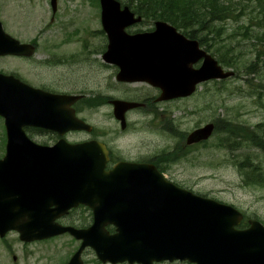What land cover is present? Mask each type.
Here are the masks:
<instances>
[{
	"label": "water",
	"instance_id": "obj_1",
	"mask_svg": "<svg viewBox=\"0 0 264 264\" xmlns=\"http://www.w3.org/2000/svg\"><path fill=\"white\" fill-rule=\"evenodd\" d=\"M56 10L57 0H50ZM100 22L107 35L103 60L118 67L116 79L146 82L160 92L156 101L191 95L198 84L234 74L175 26L156 20L152 30L128 33L141 21L118 0H99ZM29 43L6 33L0 22V54L28 55ZM200 61L199 66L194 64ZM74 95H55L0 73V116L6 142L0 158V236L10 230L32 241L63 232L81 240L63 264H82L90 247L101 262L153 264L188 261L193 264H264V225L247 219L229 203L196 194L166 179L150 162L118 161L105 169L108 151L95 139L54 144L31 140L24 126H41L63 135L68 130L91 131L75 116ZM64 102L60 112L54 107ZM112 113L124 128L125 112L143 103L111 100ZM212 122L186 136L192 144L209 138ZM79 203L92 210L85 228L59 224L56 219ZM107 225L115 227L110 233Z\"/></svg>",
	"mask_w": 264,
	"mask_h": 264
},
{
	"label": "rangeland",
	"instance_id": "obj_2",
	"mask_svg": "<svg viewBox=\"0 0 264 264\" xmlns=\"http://www.w3.org/2000/svg\"><path fill=\"white\" fill-rule=\"evenodd\" d=\"M119 1L124 4L127 0ZM238 1L244 5L238 11L237 19L217 20L215 26L220 29V34L209 35L216 47V53L210 51V54L217 60L222 57L225 61L236 59L240 62L239 69L219 62L225 69L234 71L223 83H214L218 80L204 82L188 97L158 102L153 100L158 94L153 87L142 82L116 85L109 69L90 59H75L65 63V89L70 92L78 89L103 91L99 89L103 87L110 88L112 95L129 100L147 98L144 108L128 111L127 127L123 132H119V123L113 117L110 103L82 112L86 121L95 126L100 140L116 155L130 160L154 163L163 153L182 144V133L186 135L196 127L212 122L214 128L206 142L191 147L182 158L161 162L160 171L167 179L195 193L234 205L243 212L245 223L249 218L264 223V186L246 184L235 165L237 159L246 155L255 162L264 163V143L259 148L258 141L254 144L250 135L251 130L263 133L264 128V0L259 4L253 0ZM50 13L49 0H0V20L4 29L21 41H29L35 29L48 21ZM99 14L96 0H57L56 16L64 23V29H59L62 34L53 29L46 31L44 40L65 43V50L71 53L81 44H102V36L98 33L101 29ZM241 25L257 30L259 36H248L249 29H243ZM151 27L153 23L141 22L129 30ZM64 34L65 40H60ZM92 48L98 54L99 48ZM3 60L1 69L18 70L23 76L32 77L34 66L29 60ZM50 72L54 76L61 71ZM229 132L232 134L227 141ZM3 135L0 120V156L4 151ZM89 136L85 132H74L68 134L67 139L81 140ZM239 141H242L240 145L237 144ZM229 143L234 149L218 147ZM85 215L86 222L90 223L88 212ZM78 244L66 235L47 241L23 242L17 232H7L0 237V264H61ZM82 259L83 264H97L90 248L82 252Z\"/></svg>",
	"mask_w": 264,
	"mask_h": 264
},
{
	"label": "flooded vegetation",
	"instance_id": "obj_3",
	"mask_svg": "<svg viewBox=\"0 0 264 264\" xmlns=\"http://www.w3.org/2000/svg\"><path fill=\"white\" fill-rule=\"evenodd\" d=\"M50 29H53L57 32L59 31L60 34L62 33L59 29H64V23H61V21L58 19V17L56 16V12L55 13L51 12L48 21H44L41 27H38L35 29V34L28 41L29 43H31L32 49H33L30 54L28 55L26 54L25 55L0 54V62L4 61L3 59L5 60L13 59L19 62H24V61L29 60L32 64V67L34 66V70L32 71L31 78H27L23 76L18 70H4L0 68V73L13 74L21 82L27 83L34 88L41 89L51 94H55V95L81 94L82 97L76 100L75 102H73L71 107L75 110L76 116L85 121L86 119L82 115V112L85 110H91L93 107L97 108L96 106L98 105L95 104V101L102 100L105 103H109L110 100L115 99V98L125 99L123 96L121 97V96L112 95V91L110 88L100 87L99 89L102 88L103 91H92L91 89L89 91H86L85 89L84 91V90L78 89L75 92H70L66 90L65 87H67V83H65V63L67 61H71L75 59L76 61L90 59L93 62H97L100 67H103L105 69H109L110 71H112L114 74L113 76H115L117 72V67L113 64L104 63L101 59V55L105 51L106 46H107V44L105 43V37L102 36V39H103L102 44H99V45L81 44L80 46L78 45V47H80L78 50H75L74 53H71V51L65 50V43L52 42L50 39L44 40L45 32ZM9 34L15 37L13 34L11 33ZM59 39L64 41L65 34L62 35ZM92 47L99 48L98 54H96L97 52L95 50H92L93 49ZM62 69L64 70L62 71ZM50 71H61V72H57V74L53 76ZM115 84L116 85H119V84L126 85L130 83H124V82H119L115 80ZM146 102H148L147 98L145 99L144 105L142 107L146 106ZM54 107L57 108V111L59 112L65 109L64 102H61V101H57L54 104ZM127 113H126V120H127ZM0 120L2 121V129H4L3 119L1 117H0ZM24 129L33 141L40 143V144H46V145H52L61 137L70 142H78V141H85V140H91V139H97L99 141H102L100 140L96 132L97 131L96 129L90 132L78 131V130L67 131L63 135L59 134L54 129L41 127V126H25ZM125 130L126 128L120 129L119 132H123ZM74 132H78V133L85 132L89 134L90 136L85 139H81V140H68L67 135L70 133H74ZM107 150H108L109 160H108L106 168L111 167L115 162L119 160H130V159H126V158L116 155L114 151L110 149L108 146H107ZM131 161L148 162V161H144L143 159L142 160H131ZM86 212H90L91 214L90 208L79 203L78 205L70 208L67 211V213L59 217L57 221L64 226L66 225V226H73L75 228H85L87 225H89V223L87 224L86 222V215H85ZM89 217L91 221L92 216L90 215ZM240 223H241L240 226H238V228L240 229L245 228L247 226L246 225L247 223L243 225L244 221ZM106 228L108 229L110 233L115 231V227L111 225L106 226ZM65 235L70 237L74 241H77L78 243H80V240H77L69 232H63L60 235L40 238L34 241H47V240L53 239L58 236L65 237ZM96 262L97 264H131V263H128L127 261L111 263V262H101L99 260H96ZM162 263H166V262L165 261L154 262L153 264H162ZM133 264H138V263H133Z\"/></svg>",
	"mask_w": 264,
	"mask_h": 264
},
{
	"label": "trees",
	"instance_id": "obj_4",
	"mask_svg": "<svg viewBox=\"0 0 264 264\" xmlns=\"http://www.w3.org/2000/svg\"><path fill=\"white\" fill-rule=\"evenodd\" d=\"M253 1L258 4L261 2V0ZM124 5L129 6L135 14L141 15V22L153 23L158 19L167 21L185 36L196 39L199 45L204 47L207 51L216 53V47H214L215 43L213 44V42H211L209 36L210 34L213 36L220 34V29L215 26V23L217 20L225 21L226 18H233L236 20L239 15L238 11L243 8L244 4L242 1L238 0H127L124 1ZM241 27L243 29H249L248 36H259L257 30L250 29L247 25H241ZM263 35L264 34H262V36ZM262 38L264 39V37ZM219 58L220 60L218 61L223 65L239 69L240 62L238 60L233 59L232 61H225L222 57ZM214 83H223V80H218ZM256 91L259 94V89ZM231 134L232 132H229L227 141L231 137ZM250 135L252 136L251 140L254 144L258 141L257 146L260 148L264 143V128L263 133H259L257 129H254L250 131ZM256 137L257 140L255 139ZM180 138L182 140L185 139V133H182ZM204 142L206 141L202 143ZM241 143L242 141L237 142L238 145ZM196 145L197 144L186 145L183 141L182 144L176 145L175 148L168 151L166 154L163 153L159 157L160 160H154V163L160 170L162 168L161 162H173L177 160L178 157L182 158L186 156L187 151L191 149V147L193 148ZM221 146L234 149L231 143L226 146L220 145L218 147L222 148ZM235 165L246 184L264 186V163L262 161L255 162L254 158L246 155L243 159H237ZM243 225H245V222Z\"/></svg>",
	"mask_w": 264,
	"mask_h": 264
}]
</instances>
